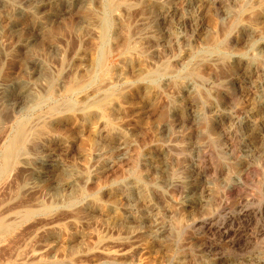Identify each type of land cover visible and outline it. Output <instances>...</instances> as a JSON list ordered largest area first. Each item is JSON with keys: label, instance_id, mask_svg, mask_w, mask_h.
Masks as SVG:
<instances>
[{"label": "rangeland", "instance_id": "obj_1", "mask_svg": "<svg viewBox=\"0 0 264 264\" xmlns=\"http://www.w3.org/2000/svg\"><path fill=\"white\" fill-rule=\"evenodd\" d=\"M46 4L0 0V264H264V0H91L74 11L64 1ZM197 6L196 28L184 21ZM89 55L94 66L83 74ZM147 59L170 72L154 83L126 72L120 79L125 63ZM76 82L80 91L71 90ZM33 86L36 100H9ZM95 97L109 101L102 136L89 130ZM51 116L11 161L18 133ZM52 153L56 164L44 165ZM37 169L48 178H36ZM73 177L84 178L78 190L64 186ZM189 202L198 206L185 210ZM112 206L137 221L144 251L129 246L127 225L112 226Z\"/></svg>", "mask_w": 264, "mask_h": 264}, {"label": "bare ground", "instance_id": "obj_2", "mask_svg": "<svg viewBox=\"0 0 264 264\" xmlns=\"http://www.w3.org/2000/svg\"><path fill=\"white\" fill-rule=\"evenodd\" d=\"M61 1H64V3H68V5H69V9H70V11H74V9L76 8V9H78L81 5H87L91 0H47V4H46V7L47 8H52L53 7V5L55 4V5H57L58 4V2H61ZM111 2H113V0H110ZM198 1V0H197ZM202 2V1H201ZM218 2V1H217ZM220 2V1H219ZM200 3V2H199ZM194 4H196V3H194ZM90 5V4H89ZM197 5V4H196ZM218 5V4H217ZM115 6V5H114ZM84 7V6H83ZM87 7H89V6H87ZM196 7V6H195ZM193 8V7H192ZM89 9V8H88ZM91 10V9H90ZM141 10V9H140ZM93 12H94V10H92ZM95 13V12H94ZM18 14H20V12L18 13ZM21 14H22V11H21ZM21 14H20V17H21ZM49 14V13H48ZM99 14V13H98ZM165 14H167V13H165ZM96 15V14H95ZM101 15V14H100ZM99 15V16H100ZM139 15V14H138ZM54 17H55V19H60V18H62V17H64V14H62V13H59V14H56V15H53ZM97 16V15H96ZM163 16V15H162ZM165 16V15H164ZM203 10H202V8L200 7V6H197V8H196V12H195V14L194 15H192V16H190L189 18H186L185 19V21H184V23L186 24V25H190V26H196V28L198 27V25H201L200 23H202V19H203ZM137 17V16H136ZM185 17H186V15H185ZM250 17V16H249ZM1 18V17H0ZM13 18V17H12ZM18 18V17H17ZM16 18V19H17ZM14 19V18H13ZM99 19V18H98ZM164 19V18H163ZM1 20V19H0ZM12 20V19H11ZM140 20H142V19H140ZM139 20V21H140ZM144 20V19H143ZM166 20V19H165ZM12 22V21H11ZM55 22H57V21H55ZM59 22V21H58ZM100 22V21H99ZM134 22V21H133ZM13 23V22H12ZM204 23V22H203ZM22 24V23H21ZM21 24L20 23H14L13 25H12V29H20V26H21ZM42 24V23H41ZM97 24V23H96ZM95 25V24H94ZM185 25V26H186ZM10 27V26H9ZM9 27H8V29H9ZM108 27H109V22H108V20L106 19V18H104V19H102L101 20V32L100 31H98V35H100V37H101V39H103L104 41L106 40V32H107V30H108ZM204 27H205V25H204ZM203 27V28H204ZM94 28V27H93ZM95 28H99V27H96L95 26ZM195 29V28H194ZM206 29V28H205ZM138 30V29H137ZM0 31H1V21H0ZM201 32H203V31H201ZM249 32V31H248ZM198 33H199V31H198ZM197 33V34H198ZM93 34L95 35V34H97V32L95 31V30H93ZM244 34H245V32H244ZM199 35V34H198ZM177 39V38H176ZM180 39V38H179ZM84 40V39H83ZM1 43H4V42H0V50H2L1 49ZM19 43V42H18ZM106 43V42H105ZM28 44V43H27ZM6 45V44H5ZM23 46V45H22ZM26 46V45H25ZM5 48V47H4ZM15 48V47H14ZM7 50V49H6ZM5 50V51H6ZM212 50V49H211ZM8 51V50H7ZM6 51V52H7ZM160 52V51H159ZM210 52V51H209ZM217 52V51H216ZM8 54V53H7ZM4 55V54H3ZM239 56H241V55H239ZM186 60V59H185ZM227 60V59H226ZM6 61H8V60H6ZM217 61V59L215 60V62ZM228 61V60H227ZM98 63H99V61H98ZM128 63V64H127ZM127 63H125V65L122 67V69H123V74L121 75L122 77L120 78L122 81H124V80H126V77H125V75H124V73L126 72V74L127 73H133V74H135L137 77H138V79L140 80V81H143V82H152V83H154V82H157L158 80H157V78L158 77H160V76H162L163 74H166V73H169L170 71H168V69H170V67L168 68V66L167 65H163V64H161L162 66H159L158 64H159V62H157V61H155V60H150V59H147L146 61H138V63L136 64V65H132V64H129V62H127ZM228 63V62H227ZM230 63L231 64H235V63H240L239 65H242V66H244V68H247V65L245 66V64L246 63H244L243 62V60L241 59H238V58H233V59H231L230 60ZM243 63H244V65H243ZM251 63V62H250ZM80 64V63H79ZM165 64V63H164ZM184 65V64H183ZM93 66H94V59L92 58V56H90L89 55V57L87 56L86 57V59H85V63L82 65V67L80 68V72L81 73H83V74H88V73H90L91 72V70H92V68H93ZM236 66V65H235ZM238 68H240V67H238ZM243 69V68H242ZM190 70V69H189ZM190 75V74H189ZM188 75V76H189ZM192 75V74H191ZM250 75V74H249ZM194 76V75H193ZM255 76V75H254ZM169 77H171V76H169ZM190 77V76H189ZM87 78V77H86ZM196 78V77H195ZM63 79V78H62ZM69 79H70V77H69ZM192 79H194V77H192ZM76 80V79H75ZM81 80V79H80ZM79 79H78V81H80ZM250 80V79H249ZM74 81V80H73ZM254 81V80H253ZM264 81V80H263ZM81 82V81H80ZM80 82H76V83H74L76 86H74V87H72V91H77V90H81L84 86L80 83ZM120 82V81H119ZM24 83V82H23ZM110 83H112V82H110ZM141 83V82H140ZM253 83V82H252ZM25 84V83H24ZM86 84V83H85ZM146 84V83H145ZM144 84V85H145ZM191 84V83H190ZM190 84H189V87H186L185 89H184V93H186V94H188V95H190L191 93H192V91H194L193 90V86H190ZM257 84V83H256ZM260 84V83H259ZM12 85V84H11ZM22 85V84H21ZM43 85V84H42ZM70 85V84H69ZM72 85V84H71ZM192 85V84H191ZM258 85V84H257ZM261 85V84H260ZM13 86V85H12ZM18 86V85H17ZM16 86V87H17ZM48 86H49V83H48ZM47 86V87H48ZM67 86V85H66ZM148 86H151V85H148ZM195 86V85H194ZM2 87H4V86H2ZM11 87V86H10ZM15 87V88H16ZM46 87V88H47ZM196 87V86H195ZM39 87L37 86V89H38ZM46 88H45V90H46ZM109 88V87H108ZM153 88V87H152ZM155 88V87H154ZM68 89V88H67ZM70 89V88H69ZM68 89V90H69ZM106 89V88H105ZM104 89V90H105ZM156 89V88H155ZM10 90V89H9ZM42 90H44V89H41V91ZM65 90V89H64ZM114 90V89H113ZM112 90V91H113ZM158 90V89H157ZM3 90H1V92H2ZM103 91V90H102ZM109 91V90H108ZM156 91V90H155ZM6 92H10V91H6ZM111 92V91H110ZM110 92H109V97H110ZM44 93V92H43ZM113 93H114V91H113ZM152 93V97H154V98H156L157 96H158V94L157 93H153V91L151 92ZM150 93V94H151ZM159 93V92H158ZM194 94V93H193ZM1 95V94H0ZM7 95V94H6ZM87 96L89 95V94H86ZM96 95V94H95ZM106 95V94H105ZM90 96V95H89ZM107 96V95H106ZM105 96V97H106ZM187 96V95H186ZM204 96V95H203ZM39 96H38V92H37V90H36V88H35V86H33V87H28V88H23V89H21V90H19V92L17 93V94H15L14 92H12V93H10V96H9V100H15V101H19V102H21V104H25V105H27V104H29L31 101H33V100H36L37 98H38ZM98 97V96H97ZM101 97V96H100ZM105 97H102V98H93L92 100H93V107L94 108H96L97 110H98V113L96 112V114L95 115H97V121H96V119H95V121H96V123L95 124H92V125H89V130L90 131H92V133H94L95 134V136H97V135H101L102 134V132L105 130L106 131V129H108V127H110V125H109V122H108V120H106V118L103 116V114H101V110L103 109V106L104 105H106V104H109L108 102L107 103H103L104 101H105V99L107 100V98H105ZM191 97V96H190ZM194 97V96H193ZM111 98V97H110ZM87 100V99H86ZM91 100V101H92ZM111 102H112V100H110ZM195 103V102H194ZM194 103H192L191 102V114H192V112L194 113V116H195V119H197V120H200L201 119V117H200V115L198 114V107H197V105H195ZM43 104V103H42ZM104 104V105H103ZM121 105L122 104H119V103H115V104H113L112 105V108L114 109V110H122L123 108L121 107ZM106 106H108V105H106ZM106 106L104 107V108H106ZM111 106V105H110ZM30 108V107H29ZM66 108H67V105H66ZM65 108V109H66ZM122 108V109H121ZM68 109L69 110H73L74 109V107L72 106V105H68ZM95 112V111H94ZM118 112H120V111H118ZM201 112V111H200ZM55 114V113H54ZM53 114V115H54ZM189 114H190V112H189ZM10 115V114H9ZM79 115H81V114H79ZM86 115V114H85ZM105 115V114H104ZM82 116V115H81ZM192 116V115H191ZM190 116V117H191ZM46 117V116H45ZM45 117H43V118H45ZM59 118V117H58ZM83 118V117H82ZM194 118V117H193ZM41 119V118H40ZM57 118H55L54 116H51V117H48V118H45V119H43V120H41V121H39L38 123H36L33 127H31V129L30 130H24V129H22L19 133H18V135H17V138H16V140H15V143H14V145H13V147L11 148V150H10V155H11V161H13L14 159H16V158H18L19 156H18V154L19 153H22L23 155L22 156H25V153H26V151L25 152H23L24 151V145L27 143V142H31V139H32V137H33V132L35 133V135L34 136H36V131H38V130H42V128H48L49 126H51L52 125V123L56 120ZM9 122V121H8ZM251 123V122H250ZM257 123V122H256ZM262 123V122H261ZM260 123V124H261ZM259 124V123H258ZM119 127H121V126H119ZM263 127V126H262ZM113 128V127H112ZM124 127H122V129H123ZM109 129H111V128H109ZM116 129V128H115ZM126 129V128H125ZM166 129V128H165ZM262 129V128H261ZM48 130V129H47ZM88 130V131H89ZM114 130V129H113ZM117 130H119V128H117ZM130 130V129H129ZM167 130V129H166ZM43 132H44V130H42ZM89 131V132H90ZM104 131V132H105ZM123 131H124V133L125 132H127L128 130H124L123 129ZM39 132V131H38ZM109 132V131H108ZM111 132V131H110ZM113 132H115L116 133V131H113ZM112 132V133H113ZM39 133H41V132H39ZM120 133H121V131H120ZM264 133V132H263ZM107 134V133H106ZM109 134V133H108ZM111 134V133H110ZM38 135V134H37ZM40 135V134H39ZM39 135H38V137H39ZM113 135V134H112ZM45 136V135H44ZM44 136L43 137H41V138H44ZM56 136V135H55ZM55 136H52V137H54L55 138ZM94 136V135H93ZM102 136V135H101ZM106 136V135H105ZM129 136H130V134H129ZM259 136V135H258ZM46 138H47V135L45 136ZM57 137V136H56ZM59 137V136H58ZM41 138H37V137H35V139H39V140H41ZM34 139V138H33ZM129 139H130V137H129ZM248 139V138H247ZM30 140V141H29ZM49 140V139H48ZM125 140V139H124ZM44 141H46L47 142V140L46 139H44ZM122 140H120V142H121ZM249 142L251 141V140H248ZM38 142V141H37ZM41 142V141H40ZM39 142V143H40ZM33 143H35L34 141H33ZM43 143V142H42ZM45 143V142H44ZM127 143V142H126ZM28 144V143H27ZM36 144V143H35ZM250 144H251V142H250ZM121 145V144H120ZM123 145V144H122ZM122 145H121V147L120 148H122ZM28 146V145H27ZM35 146V145H34ZM38 146V145H37ZM130 146H132V145H130ZM248 146H249V144H248ZM251 146V145H250ZM31 147V146H30ZM129 147V144L127 143V144H125V145H123V148H125L126 150H127V148ZM119 148V149H120ZM254 148V147H253ZM28 149V148H27ZM125 149H124V151H125ZM131 150V149H130ZM129 151V150H128ZM28 152V151H27ZM127 152V151H126ZM49 156H50V154H49ZM48 156V159H44L42 162H43V164L44 165H53L54 163L56 164V162H57V159H56V156H55V154H51V156L49 157ZM10 157V156H9ZM27 157V156H26ZM29 157V156H28ZM21 160H22V158H20ZM24 159V158H23ZM26 159H28V158H26ZM40 159H42V158H40ZM145 159V158H144ZM38 160V159H37ZM155 160V159H154ZM29 161V160H28ZM32 161V160H31ZM23 162H25V161H23ZM58 162H60V161H58ZM146 162L149 164V165H151L152 167L153 166H155V163L153 162V159H152V157H147L146 158ZM63 163V162H62ZM40 164V163H39ZM59 164V163H58ZM64 167H66V166H64ZM62 168V167H61ZM105 168V167H104ZM51 169V168H50ZM54 169V168H53ZM52 169V170H53ZM49 170V169H48ZM61 170V169H60ZM70 170V169H69ZM109 170V169H108ZM55 171V170H54ZM53 171V172H54ZM67 171H68V169H67ZM105 172V171H104ZM35 174H36V178H38V179H44V178H48L47 176H46V173H44L42 170H35V172H34ZM82 173V172H81ZM100 173V172H99ZM103 173V172H102ZM101 173V174H102ZM83 174V173H82ZM94 174H95V172H94ZM49 175V174H48ZM96 175H97V172H96ZM87 176H89V175H87ZM98 176V175H97ZM88 178V177H87ZM9 179V178H8ZM54 179V178H53ZM83 179L84 178H82V177H73L70 181H68V182H66V184H64V186L65 187H70V188H73V189H79V187H81L80 185L82 184V182H83ZM88 180V179H87ZM60 182V184H61V181H59ZM28 183V182H27ZM58 183V182H57ZM26 185V184H25ZM33 187V184H30V186L28 187V188H32ZM55 187V186H54ZM195 187V186H194ZM30 189H29V192H30ZM81 189V188H80ZM82 190V189H81ZM80 190V191H81ZM189 190V189H188ZM14 191V190H13ZM28 191V190H27ZM35 191V190H34ZM190 191V190H189ZM195 191V190H194ZM82 192V191H81ZM135 192H136V190H135ZM140 193H143V192H140ZM139 193V194H140ZM191 193V192H190ZM145 194V193H144ZM143 195V194H142ZM129 197V196H128ZM126 198V197H125ZM44 199V198H43ZM75 199V198H74ZM144 199H145V196H144ZM147 199V198H146ZM55 200V199H54ZM46 201V200H45ZM202 201V200H201ZM1 202V201H0ZM44 202V201H43ZM57 202V201H56ZM147 202V201H146ZM145 202V203H146ZM39 203V205L38 206H40V203L41 202H38ZM37 203V204H38ZM151 202H148V204H147V207L149 208V207H151V204H150ZM42 206H43V203L41 204ZM196 205H197V203H195V202H189L188 204H185L184 205V209L185 210H189V209H193L194 207H196ZM18 206V205H17ZM119 206V205H118ZM183 206V205H182ZM198 206V205H197ZM154 207V206H153ZM147 208V209H148ZM13 209V208H12ZM121 209V208H120ZM119 209V210H120ZM123 209V208H122ZM129 209V208H128ZM152 209V208H151ZM134 210V209H133ZM150 211V210H149ZM108 212H109V210H108ZM120 211H118V208L117 207H115V206H112L111 208H110V213H111V216H112V226H115L116 224H118V223H123V224H125V225H127V230H128V232L130 233V235H129V242H130V247L133 249V250H138V251H144L145 250V244L143 245V238H141V236L144 234V231H142L140 228H136V227H134L133 225L134 224H137V221H135V220H133V219H131L130 217H125V215L123 216L122 214H123V211L122 212H120V213H122V214H120L119 213ZM127 212H129V210L127 211ZM126 212V213H127ZM109 213V214H110ZM129 214V213H128ZM127 214V215H128ZM136 214V213H135ZM134 215V214H133ZM132 215V216H133ZM135 216V215H134ZM138 219V218H137ZM152 219V218H151ZM111 220V219H110ZM143 220V219H142ZM155 220V219H154ZM141 221V220H140ZM156 221V220H155ZM153 222V221H152ZM6 224V223H5ZM153 224H154V222H153ZM7 225V224H6ZM156 225V224H155ZM81 226V225H80ZM71 227L72 228H74V229H76V230H79L78 228H79V223L78 222H74V221H72L71 222ZM105 227V226H104ZM106 228V227H105ZM113 228V227H112ZM153 229V228H152ZM109 230V229H108ZM3 231H4V225L0 222V236H1V234L3 233ZM107 231V230H106ZM113 231V230H112ZM120 231V230H119ZM149 231V230H148ZM152 230L150 229V231L149 232H151ZM92 232V231H91ZM108 232V231H107ZM110 232V231H109ZM115 233H116V231H114ZM113 232V233H114ZM158 232H160V231H158ZM157 232V233H158ZM96 233V232H95ZM120 233V232H119ZM112 234V233H111ZM117 234V233H116ZM115 234V235H116ZM81 235V234H80ZM101 235H103V234H100V236ZM109 235V234H108ZM112 235H114V234H112ZM119 235V234H118ZM117 235V236H118ZM153 235V234H152ZM96 236V235H95ZM99 236V237H100ZM110 236V235H109ZM113 237H115V236H113ZM122 237V236H121ZM154 237V236H153ZM157 237V236H156ZM80 238H82V239H91V238H93V234H91L90 232L89 233H87V234H82V236L80 237ZM95 238V237H94ZM97 238V237H96ZM95 238V239H96ZM118 238V237H117ZM124 238V237H123ZM146 238V237H145ZM107 239H109V238H107ZM107 239H105L104 241H105V243L106 242H108V241H106ZM152 239V238H151ZM146 240V239H145ZM93 241V240H92ZM103 241V240H102ZM103 241V242H104ZM119 241H120V237H119ZM149 241H152L153 243H154V241L153 240H150L149 239ZM160 241V240H159ZM70 242V241H69ZM117 242H118V240H117ZM116 242V243H117ZM128 242V243H129ZM99 243V242H98ZM109 243H111V242H109ZM122 243H124V242H122ZM148 243V242H147ZM100 244V243H99ZM115 244V243H114ZM119 244V242L117 243V245ZM127 244V243H126ZM160 244V243H159ZM98 245V244H97ZM106 245H108L107 243H106ZM112 245H113V243H112ZM149 245V244H148ZM151 245V244H150ZM105 245H103V247H104ZM127 246V245H126ZM129 246H127V249H129L128 247ZM102 247V248H103ZM109 247V246H108ZM112 247V246H111ZM152 247V246H151ZM150 248V247H149ZM153 248V247H152ZM106 249H107V247H106ZM109 249V248H108ZM107 249V250H108ZM115 249V248H114ZM119 249V248H118ZM151 249V248H150ZM49 250V248L48 247H45V249L43 248L42 249V252H46V251H48ZM105 250V249H104ZM123 250V249H122ZM126 250V249H125ZM41 251V250H40ZM40 251H39V253H40ZM112 251V250H111ZM121 251V250H120ZM138 251H136V253L138 252ZM118 252V251H117ZM127 252V251H126ZM131 252V251H130ZM38 253V254H39ZM122 253V252H121ZM120 253V254H121ZM42 254V253H41ZM78 254V253H77ZM80 254V253H79ZM78 254V255H79ZM99 254V253H98ZM109 254H112L111 252L109 253ZM138 254V253H137ZM143 254V253H142ZM141 254V255H142ZM37 255V254H36ZM35 254L33 255V256H36ZM74 255V254H73ZM113 255V254H112ZM125 256H126V254H124ZM140 255V254H139ZM42 256V255H41ZM70 256V255H69ZM117 256V255H116ZM120 256V255H119ZM71 257V256H70ZM105 257H107V259H108V256H105ZM139 257V256H138ZM38 258H40V256H38L37 257V261H38ZM113 260L115 259V258H117V257H115V258H113V257H111ZM119 258H121V257H119ZM118 258V259H119ZM137 258V257H136ZM104 259V258H103ZM117 259V260H118ZM123 259H124V257H123ZM145 259V258H144ZM36 260V259H35ZM35 260H33V261H35ZM141 260H143V258L141 259ZM140 259L138 260L139 262H142ZM147 260V259H146ZM111 261V260H110ZM120 261V260H119ZM138 261H136V262H138ZM25 262V261H24ZM23 262V263H24ZM27 262H30V261H27ZM68 263V262H67ZM71 263V262H70ZM138 264H140V263H138Z\"/></svg>", "mask_w": 264, "mask_h": 264}]
</instances>
